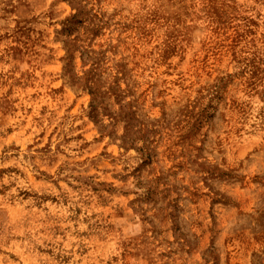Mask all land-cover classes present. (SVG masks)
Segmentation results:
<instances>
[{"label":"rangeland","instance_id":"rangeland-1","mask_svg":"<svg viewBox=\"0 0 264 264\" xmlns=\"http://www.w3.org/2000/svg\"><path fill=\"white\" fill-rule=\"evenodd\" d=\"M0 264H264V0H0Z\"/></svg>","mask_w":264,"mask_h":264}]
</instances>
